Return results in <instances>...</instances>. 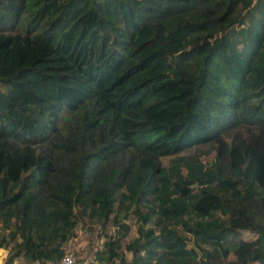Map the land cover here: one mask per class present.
<instances>
[{"label":"trees","instance_id":"obj_1","mask_svg":"<svg viewBox=\"0 0 264 264\" xmlns=\"http://www.w3.org/2000/svg\"><path fill=\"white\" fill-rule=\"evenodd\" d=\"M263 200L264 0H0L4 264H264Z\"/></svg>","mask_w":264,"mask_h":264},{"label":"rangeland","instance_id":"obj_2","mask_svg":"<svg viewBox=\"0 0 264 264\" xmlns=\"http://www.w3.org/2000/svg\"><path fill=\"white\" fill-rule=\"evenodd\" d=\"M211 158H208V162H211ZM171 161V158H162L160 163L163 167H166ZM178 178L180 180H186V172L184 169H179ZM263 211H264V200L262 202ZM89 223V222H88ZM88 223H85V227L81 228L78 225L72 233V236L65 244V255H70L74 263L81 261H88L90 259L91 253L100 248L102 238L101 235L98 236V232H95L93 228L88 226ZM128 225L133 229L132 219L129 220ZM112 230H109V232ZM102 232V231H101ZM133 233V230L131 231ZM16 264H24L23 261L19 260Z\"/></svg>","mask_w":264,"mask_h":264},{"label":"built area","instance_id":"obj_3","mask_svg":"<svg viewBox=\"0 0 264 264\" xmlns=\"http://www.w3.org/2000/svg\"><path fill=\"white\" fill-rule=\"evenodd\" d=\"M57 264H75L70 255H65Z\"/></svg>","mask_w":264,"mask_h":264},{"label":"crops","instance_id":"obj_4","mask_svg":"<svg viewBox=\"0 0 264 264\" xmlns=\"http://www.w3.org/2000/svg\"><path fill=\"white\" fill-rule=\"evenodd\" d=\"M0 250H2V249H0ZM2 251H3V254H4L2 258H3V260H5L6 257H7V251H5V250H2ZM19 260H21V259L17 258L15 260H13V262L11 264H16V262H18ZM24 264H26V263H24Z\"/></svg>","mask_w":264,"mask_h":264},{"label":"clouds","instance_id":"obj_5","mask_svg":"<svg viewBox=\"0 0 264 264\" xmlns=\"http://www.w3.org/2000/svg\"><path fill=\"white\" fill-rule=\"evenodd\" d=\"M3 255H4V254H3V251L0 250V264H4V260H3V258H2ZM64 256H65V254H64ZM64 256H63V257H64ZM75 264H76V263H75Z\"/></svg>","mask_w":264,"mask_h":264}]
</instances>
